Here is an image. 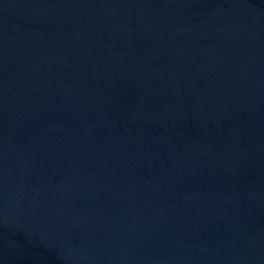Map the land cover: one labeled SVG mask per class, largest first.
<instances>
[{
	"label": "water",
	"instance_id": "water-1",
	"mask_svg": "<svg viewBox=\"0 0 264 264\" xmlns=\"http://www.w3.org/2000/svg\"><path fill=\"white\" fill-rule=\"evenodd\" d=\"M0 264H264V0H0Z\"/></svg>",
	"mask_w": 264,
	"mask_h": 264
}]
</instances>
